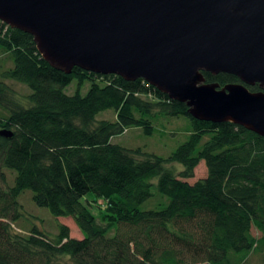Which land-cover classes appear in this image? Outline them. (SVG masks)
Returning <instances> with one entry per match:
<instances>
[{"label":"trees","instance_id":"1","mask_svg":"<svg viewBox=\"0 0 264 264\" xmlns=\"http://www.w3.org/2000/svg\"><path fill=\"white\" fill-rule=\"evenodd\" d=\"M203 74L221 87L240 82ZM0 77V131L12 132L0 134V264H264V136L196 119L142 78L77 66L66 73L43 58L31 34L1 20ZM106 110L115 119L98 118ZM159 116L190 121L168 157L113 142L131 127L151 135ZM201 161L206 176L188 181ZM25 190L53 216L72 217L83 236L60 222L54 235L35 225L14 229Z\"/></svg>","mask_w":264,"mask_h":264},{"label":"water","instance_id":"2","mask_svg":"<svg viewBox=\"0 0 264 264\" xmlns=\"http://www.w3.org/2000/svg\"><path fill=\"white\" fill-rule=\"evenodd\" d=\"M0 20L66 73L142 78L196 119L264 136V0H0ZM204 72L240 82L221 87Z\"/></svg>","mask_w":264,"mask_h":264},{"label":"rangeland","instance_id":"3","mask_svg":"<svg viewBox=\"0 0 264 264\" xmlns=\"http://www.w3.org/2000/svg\"><path fill=\"white\" fill-rule=\"evenodd\" d=\"M3 64L4 67L11 66V62L9 60ZM7 82L11 83L20 94L25 95L30 92L28 87L22 83L11 80H7ZM88 84L89 83H86L83 86V93L88 90ZM76 87L77 80H73L71 84L67 86L66 92L68 94H72L76 90ZM98 118L113 120L115 119V112L113 110L103 111L98 114ZM189 123V119L184 116L180 118H167L159 116L153 119L154 132L151 135L146 134L141 127H131L128 129V131L115 136L113 138V142L127 148H136L141 146L148 152H152L163 157H168L182 142L187 139L189 134ZM172 166L177 171L182 169V165L178 162L172 164ZM4 171L6 173V182L11 184L13 180V174L8 170ZM204 176H206V165L204 161H201L195 169L194 177L188 179V181L194 182L198 178ZM156 180L157 179L155 178L153 181L156 182ZM155 190L156 187L153 188L154 192ZM32 197L33 192L31 190H25L19 196V201L22 204V218L16 221V224H14V229H16L18 232H21L23 228L28 229L35 225L41 227L45 232L54 235L57 233V224L60 222L69 226L71 236L76 238H81L83 236L82 231L72 217H55L47 208L36 205ZM143 206L150 207V200L147 201ZM94 211L97 212L96 209H94ZM252 233L255 236L260 235L259 231L255 227L252 228ZM63 261L66 263L70 262L67 257H64Z\"/></svg>","mask_w":264,"mask_h":264}]
</instances>
